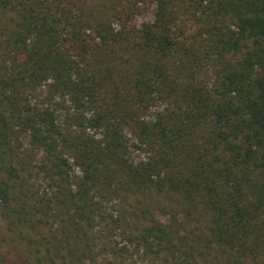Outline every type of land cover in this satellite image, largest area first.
Here are the masks:
<instances>
[{"label":"trees","instance_id":"obj_1","mask_svg":"<svg viewBox=\"0 0 264 264\" xmlns=\"http://www.w3.org/2000/svg\"><path fill=\"white\" fill-rule=\"evenodd\" d=\"M18 134L41 153L50 201L28 185ZM131 145L147 157L132 160ZM129 196L146 254L264 264V0H0L9 228L58 216L64 226L47 240L57 252L59 236L95 221L94 197Z\"/></svg>","mask_w":264,"mask_h":264},{"label":"rangeland","instance_id":"obj_2","mask_svg":"<svg viewBox=\"0 0 264 264\" xmlns=\"http://www.w3.org/2000/svg\"><path fill=\"white\" fill-rule=\"evenodd\" d=\"M152 17L153 8L149 7L143 14L134 17L133 22L140 25L150 21ZM127 137L132 139L129 135ZM13 142L14 146L19 148L20 153L29 150L28 140L24 134H18V139ZM29 151L32 172H26L28 185L33 194L50 201L53 190L44 174L39 171L41 153L35 150ZM129 152L130 158L134 161L147 157V153L132 145ZM78 176L77 170L71 172L70 183L75 184ZM94 201L97 204L100 203L95 211V221L89 224L90 226L82 224V232H79L77 238L59 236V241L62 242L58 244L57 252L48 251L50 248L47 240L54 243L51 236L53 233H58L64 226L60 217L51 216L46 221L47 224H42L41 218L36 215L33 219L38 225L36 231H32L29 225L15 228L12 231L3 218L0 206V264H166L164 258L146 254L133 238L135 220L130 216L132 215L131 205L135 201L133 197L129 196L127 200L123 198L104 200L94 197ZM154 213L158 220L163 222L168 220V217L161 215L158 210ZM120 215H123L125 222L114 224V220ZM40 232L47 237H42ZM51 255H53L52 259ZM167 264L177 263L169 261Z\"/></svg>","mask_w":264,"mask_h":264}]
</instances>
